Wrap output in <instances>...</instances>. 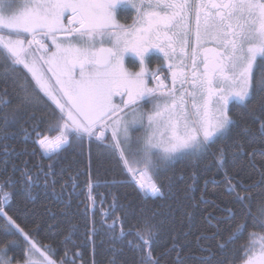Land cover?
Returning <instances> with one entry per match:
<instances>
[{
  "label": "snow or ice",
  "instance_id": "obj_1",
  "mask_svg": "<svg viewBox=\"0 0 264 264\" xmlns=\"http://www.w3.org/2000/svg\"><path fill=\"white\" fill-rule=\"evenodd\" d=\"M121 6L135 9L132 24L119 23ZM151 50L162 54L169 82L144 67L126 68V55L143 65ZM0 80V231L27 241L24 264L83 261L73 251L81 246L75 225L58 256L29 240L5 206L13 198L6 189L19 184L31 194L41 177L56 193L60 157L85 141L98 142L121 169L123 179L104 183L131 185L141 198L94 197L90 162L83 185L79 169L62 180L58 199L66 195L70 204L77 188L85 197V239L107 238L104 264H264V0H0ZM41 92L59 110L51 119L38 115L46 110ZM230 104L246 111L234 113ZM17 135L31 140V152L7 143ZM40 150L46 166L13 162ZM180 161L185 169L177 175ZM201 174L209 178L197 200L190 193ZM106 202L96 221L89 207ZM201 204L196 251L184 252L178 237L159 250L164 226L171 230L177 213L190 220ZM240 234L246 242L230 251ZM16 243L0 239V264H18L9 255Z\"/></svg>",
  "mask_w": 264,
  "mask_h": 264
},
{
  "label": "trees",
  "instance_id": "obj_2",
  "mask_svg": "<svg viewBox=\"0 0 264 264\" xmlns=\"http://www.w3.org/2000/svg\"><path fill=\"white\" fill-rule=\"evenodd\" d=\"M255 83V81H254ZM4 81L0 80V90L4 88ZM11 92V87L8 88ZM41 95V93H40ZM42 96V95H41ZM43 97V96H42ZM46 110H42L38 115L43 116L46 119H51L58 111L52 106V104L44 97ZM258 99V97H257ZM256 101L254 100L253 103ZM251 106V105H250ZM230 109L235 112L246 111L242 106H230ZM15 131V129H14ZM7 143L11 144L17 152H21L24 147H27L28 151L31 152L35 145L32 144L31 140H23L21 135L11 137ZM21 160H27L29 165L36 163H42L47 165L49 163L47 154H43L42 150L36 155L24 154L21 156L13 157V162L17 165L20 164ZM91 171V182L93 184L92 194L95 197L96 192L103 194L106 201L110 200L109 193H116L122 203H126L125 197H128L133 203H139L141 201L140 196L131 185L122 187H110L104 182L107 180L117 179L121 180V169L116 163L114 158H108L102 154V146L97 143H89L85 141L80 149L76 153L64 152L60 157V162L56 165V175L54 177L56 182V193H61V182L67 180L70 174L75 175L76 169H79L81 175L79 176L78 184L83 185L86 177L83 172L89 168ZM11 165H9V170ZM61 168L64 169L63 175H61ZM185 169V162L180 161L174 167V172L179 174V170ZM173 171L168 174L172 175ZM98 174V175H97ZM216 179L221 180L222 174L216 173ZM17 178L19 177V170L16 173ZM206 177L205 174H201L199 183L193 188L190 195L195 197L197 200L200 195V191L203 187V180ZM154 179V177H153ZM100 181V187H95L96 181ZM183 183V182H181ZM21 185H17L16 189H6V191L12 192L13 198L9 205L5 206V210L9 211L8 214L24 229L29 240L36 243L37 246H43L42 249L51 246L56 249L57 255L63 254V248L60 245V241L63 240L64 236L67 235L69 230H72L73 225L76 226V230L72 231V238L77 241L81 246L73 251L79 252L83 256V261H78L77 264H89V261L94 257L96 264H104L106 257L109 254V242L103 235L91 236L89 239H85V220L81 213L84 211L82 201L85 200L80 188H77L73 194L70 204H67V196L61 195V198H57V194L51 190V179L48 182V186L45 187L43 183V177L37 182V186L34 187L31 194L25 191ZM19 188V189H18ZM213 189L209 188L211 193ZM220 188H216L215 191H220ZM14 191V192H13ZM255 197V194H254ZM26 200L24 201V199ZM99 199V197H96ZM3 199L0 194V200ZM227 201L229 198L225 196L223 198ZM24 201V202H23ZM21 203V204H20ZM159 203V201H156ZM19 204V205H18ZM90 204V202H89ZM16 205H18L16 207ZM67 205V206H66ZM154 206V202L149 200L147 207L151 208ZM16 207V208H15ZM206 205L201 204L200 209L192 216L190 220L184 219L180 213L176 214L174 223L169 230V226L165 225L161 239L159 241V250H162L165 246L173 243L174 237H178V243L183 246L184 252L192 250L196 251V237L199 230L204 226V214L203 210ZM15 208V209H14ZM106 214L108 211L107 202L102 206L98 205L96 208L89 207V213L95 212L94 219L99 221L101 219V211ZM110 223V221H108ZM38 225V227H37ZM99 227V224L96 225ZM183 233H189L187 238L183 236ZM7 238L8 240H16L17 243L13 245L9 250V255L18 264H24V260L27 259V252L25 249L24 237L17 235L15 237L3 233L0 231V239ZM246 234H240L235 244L230 246V251L239 249L240 246L246 242ZM103 241V243H101ZM94 249V252H93ZM228 253H226L227 255ZM242 254V253H241ZM56 259V257H52ZM188 264H195L194 261H189Z\"/></svg>",
  "mask_w": 264,
  "mask_h": 264
},
{
  "label": "flooded vegetation",
  "instance_id": "obj_3",
  "mask_svg": "<svg viewBox=\"0 0 264 264\" xmlns=\"http://www.w3.org/2000/svg\"><path fill=\"white\" fill-rule=\"evenodd\" d=\"M117 18L119 20V23L124 25H130L133 23V21L136 18V11L135 9L121 6L120 8L117 9ZM125 60H126L125 66L130 71L136 72L139 71L141 67H144L149 73L159 72L162 75V78L166 80V82L170 81V74L167 71V64L166 62H164L163 67L161 66V62L163 61V56L161 53H159L156 50H151L147 54L146 61L143 65L140 64L138 58L135 57L134 54L126 55ZM50 75L51 74L49 73V76ZM153 83H154L153 80H149L150 86ZM148 108H150V105L146 104L145 109L147 110Z\"/></svg>",
  "mask_w": 264,
  "mask_h": 264
},
{
  "label": "rangeland",
  "instance_id": "obj_4",
  "mask_svg": "<svg viewBox=\"0 0 264 264\" xmlns=\"http://www.w3.org/2000/svg\"><path fill=\"white\" fill-rule=\"evenodd\" d=\"M105 46H110V45H105ZM125 63H126V60H125ZM26 71V70H25ZM30 75V74H29ZM33 83H35V81H33ZM41 95L46 99V100H48L51 104H52V106L57 110V111H59L57 108H56V106H55V104L54 103H52V101H50L46 96H44V94L41 92ZM117 101L119 100L118 98L116 99ZM232 105V104H231ZM231 105H229V107L231 106ZM109 133H106V136L108 135ZM150 175V174H149ZM122 178H124L123 176H122ZM20 188H22V187H20ZM19 189V188H18ZM17 190V189H16ZM26 200V198L24 199V201ZM23 201V202H24ZM21 204V203H20ZM19 205V204H18ZM18 205H16V207L18 206ZM15 207V208H16ZM14 208V209H15ZM39 247V246H38ZM43 250V249H42ZM34 259H39V256L37 255V256H34L33 257Z\"/></svg>",
  "mask_w": 264,
  "mask_h": 264
},
{
  "label": "crops",
  "instance_id": "obj_5",
  "mask_svg": "<svg viewBox=\"0 0 264 264\" xmlns=\"http://www.w3.org/2000/svg\"><path fill=\"white\" fill-rule=\"evenodd\" d=\"M152 175V174H151Z\"/></svg>",
  "mask_w": 264,
  "mask_h": 264
}]
</instances>
